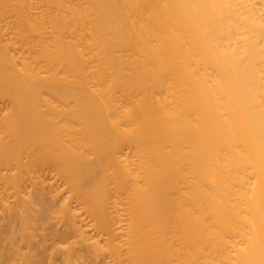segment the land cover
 I'll return each mask as SVG.
<instances>
[{
	"label": "bare ground",
	"instance_id": "obj_1",
	"mask_svg": "<svg viewBox=\"0 0 264 264\" xmlns=\"http://www.w3.org/2000/svg\"><path fill=\"white\" fill-rule=\"evenodd\" d=\"M50 258L264 264V0H0V264Z\"/></svg>",
	"mask_w": 264,
	"mask_h": 264
},
{
	"label": "rangeland",
	"instance_id": "obj_2",
	"mask_svg": "<svg viewBox=\"0 0 264 264\" xmlns=\"http://www.w3.org/2000/svg\"><path fill=\"white\" fill-rule=\"evenodd\" d=\"M53 257L56 258L55 255ZM50 259H51L52 262L48 263L50 260H46L47 261L46 263H48V264H60V262L58 263L57 261H54V263H53V258H50ZM56 259L58 260V258H56Z\"/></svg>",
	"mask_w": 264,
	"mask_h": 264
}]
</instances>
